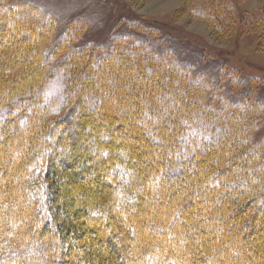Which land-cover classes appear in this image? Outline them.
Instances as JSON below:
<instances>
[{"label": "trees", "instance_id": "obj_1", "mask_svg": "<svg viewBox=\"0 0 264 264\" xmlns=\"http://www.w3.org/2000/svg\"><path fill=\"white\" fill-rule=\"evenodd\" d=\"M183 9L264 50V8ZM86 29L0 0V264H264L262 83L133 13Z\"/></svg>", "mask_w": 264, "mask_h": 264}, {"label": "rangeland", "instance_id": "obj_2", "mask_svg": "<svg viewBox=\"0 0 264 264\" xmlns=\"http://www.w3.org/2000/svg\"><path fill=\"white\" fill-rule=\"evenodd\" d=\"M10 1V0H9ZM18 3H31L45 13L55 16L60 22L81 18L86 23L87 41L103 42L113 31L115 23L127 14H135L144 19L168 25L174 37L187 42L190 53L195 61H200L201 66L215 65L225 62L228 66L236 69L243 77L256 78L262 84V96L264 98V50L259 47L262 34L254 30L245 29L237 24L228 35L215 34L209 25L200 18L190 15L184 7V0H11ZM239 7L247 12L254 13L264 8V0H237ZM191 46V47H190ZM195 47V48H194ZM184 48V47H183ZM186 48V47H185ZM189 49V50H190ZM115 49L112 50V56ZM199 56L197 54H202ZM108 55L105 61H111ZM150 80L148 83L149 84ZM107 97V101H109ZM106 98L103 100L105 101ZM134 125H125L115 131L116 137L121 141L123 129H131V133H139L140 129L133 128ZM128 128V129H126ZM75 142V139L71 140ZM136 140L127 137L125 143L132 145ZM139 154H145V150L138 146L135 148ZM146 159L151 157L146 155ZM61 171V169H60ZM87 177L86 180H88ZM102 181L94 180L93 184L100 186ZM201 206L204 212L209 206L204 207L202 201H196L193 206ZM192 209V208H189ZM261 216V215H260ZM258 222V221H255ZM254 222V223H255ZM92 224V223H91ZM94 225L100 227L99 221ZM200 224H202L200 222ZM260 234V233H259ZM92 235L86 234V238ZM255 240L257 238L255 237ZM254 240V241H255ZM253 241V242H254ZM242 252V251H241Z\"/></svg>", "mask_w": 264, "mask_h": 264}, {"label": "bare ground", "instance_id": "obj_3", "mask_svg": "<svg viewBox=\"0 0 264 264\" xmlns=\"http://www.w3.org/2000/svg\"><path fill=\"white\" fill-rule=\"evenodd\" d=\"M140 141V140H139Z\"/></svg>", "mask_w": 264, "mask_h": 264}]
</instances>
